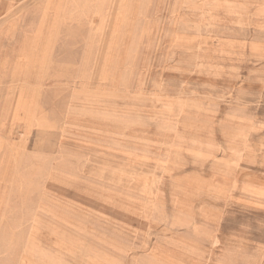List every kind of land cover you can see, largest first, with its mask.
I'll return each mask as SVG.
<instances>
[{
	"label": "rangeland",
	"instance_id": "rangeland-1",
	"mask_svg": "<svg viewBox=\"0 0 264 264\" xmlns=\"http://www.w3.org/2000/svg\"><path fill=\"white\" fill-rule=\"evenodd\" d=\"M18 1L0 264H264V0Z\"/></svg>",
	"mask_w": 264,
	"mask_h": 264
},
{
	"label": "crops",
	"instance_id": "crops-1",
	"mask_svg": "<svg viewBox=\"0 0 264 264\" xmlns=\"http://www.w3.org/2000/svg\"><path fill=\"white\" fill-rule=\"evenodd\" d=\"M79 248L80 246H75ZM89 258H91L90 262L92 264H108V262L105 260V258H101L97 253L93 252L89 255ZM101 260V261H100ZM26 264V263H25ZM111 264V263H110Z\"/></svg>",
	"mask_w": 264,
	"mask_h": 264
},
{
	"label": "bare ground",
	"instance_id": "bare-ground-1",
	"mask_svg": "<svg viewBox=\"0 0 264 264\" xmlns=\"http://www.w3.org/2000/svg\"><path fill=\"white\" fill-rule=\"evenodd\" d=\"M32 0H19L18 1V5H19V8L22 9V8H25ZM37 2V1H36ZM23 10V9H22ZM9 12V11H8ZM13 16V15H12ZM9 18V17H7ZM13 19V18H12ZM6 20V19H5ZM93 22V21H92ZM3 25V24H2ZM87 49V48H86ZM45 54V53H44ZM37 81V80H36ZM39 82V81H37ZM26 83V82H25ZM24 84V83H23ZM38 84V83H37ZM23 114V113H22Z\"/></svg>",
	"mask_w": 264,
	"mask_h": 264
}]
</instances>
